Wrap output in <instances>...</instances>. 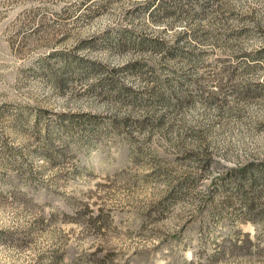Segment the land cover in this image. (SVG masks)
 <instances>
[{"label":"rangeland","instance_id":"374dc122","mask_svg":"<svg viewBox=\"0 0 264 264\" xmlns=\"http://www.w3.org/2000/svg\"><path fill=\"white\" fill-rule=\"evenodd\" d=\"M0 264H264V0H0Z\"/></svg>","mask_w":264,"mask_h":264}]
</instances>
